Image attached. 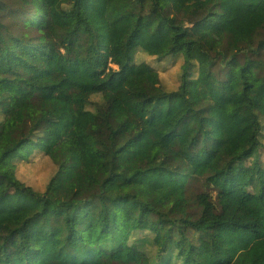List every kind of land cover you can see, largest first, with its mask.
<instances>
[{"label": "trees", "instance_id": "1", "mask_svg": "<svg viewBox=\"0 0 264 264\" xmlns=\"http://www.w3.org/2000/svg\"><path fill=\"white\" fill-rule=\"evenodd\" d=\"M7 208L0 264H264V0H0Z\"/></svg>", "mask_w": 264, "mask_h": 264}, {"label": "rangeland", "instance_id": "2", "mask_svg": "<svg viewBox=\"0 0 264 264\" xmlns=\"http://www.w3.org/2000/svg\"><path fill=\"white\" fill-rule=\"evenodd\" d=\"M5 2L9 3L11 0H5ZM192 28V26L187 25ZM212 41V35L207 36L205 40V44L208 49L211 47L210 43ZM24 127H27V123H23ZM242 181V173L238 171H233L231 174H226L225 176L212 181V186L217 191H222L226 188H229L235 184H239ZM196 184V180L192 178H175L168 179L167 186L159 191L156 194V198L154 199L155 204H159L162 202H167L169 204L175 205V214L176 217L181 218L185 212V191L187 189H191ZM146 189L144 183L141 180H138L135 185L130 187L129 193L134 198L139 195ZM256 191H259V187L255 188ZM99 188H95L94 192L99 193ZM134 200H131L129 203H125L120 207V210L116 213L119 217L121 225L125 228L130 229L138 220L139 211L138 208L134 206ZM4 214L7 216L6 221L0 225V232L4 230L6 225H16L21 217L20 215L12 209H5ZM147 222L151 223V220H147ZM152 224V223H151ZM153 225V224H152ZM227 230V229H226ZM220 237V242L223 245H227L228 241L230 242V247L233 249L241 248L244 244H249L252 240V236L247 233H233L230 234V230L227 231H217L216 232Z\"/></svg>", "mask_w": 264, "mask_h": 264}]
</instances>
